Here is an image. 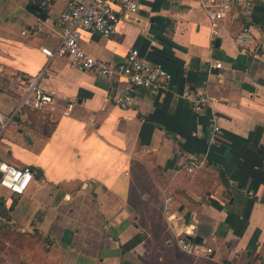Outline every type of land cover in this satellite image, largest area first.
<instances>
[{
    "label": "crops",
    "instance_id": "1",
    "mask_svg": "<svg viewBox=\"0 0 264 264\" xmlns=\"http://www.w3.org/2000/svg\"><path fill=\"white\" fill-rule=\"evenodd\" d=\"M137 1L113 37L81 39L103 62L135 48L171 74L169 90L140 89L121 109L112 98L126 78L43 52L61 41L68 0H0V112L14 115L0 160L34 171L25 195L0 196L1 227L36 242L14 264H264V0L249 21L235 6L218 36L198 0ZM245 26L252 40L240 47ZM18 76L53 102L34 107ZM188 90L210 97L205 112ZM180 237L211 253L187 254Z\"/></svg>",
    "mask_w": 264,
    "mask_h": 264
},
{
    "label": "built area",
    "instance_id": "2",
    "mask_svg": "<svg viewBox=\"0 0 264 264\" xmlns=\"http://www.w3.org/2000/svg\"><path fill=\"white\" fill-rule=\"evenodd\" d=\"M50 1V0H49ZM205 10L212 25V33L218 36L219 24L229 16L235 6L240 8V14L247 21L254 10L253 0H198ZM139 3L137 0H68L65 10L60 15L59 23L62 29L61 41L55 50L43 49L44 54L52 60L67 58L70 64L86 72H92L101 79L111 80L126 78L129 87L125 93L113 96V103L121 109H129L134 105V93L140 89L150 90L153 93L166 92L171 87L172 76L160 64H155L141 55L138 49L132 48L124 60L118 64H109L87 54L81 46L84 32H93L103 38H111L117 34L120 25L125 20L137 14ZM250 28L245 26L237 37L240 47H249L251 44ZM212 67L223 69L222 63L212 64ZM17 83L27 90L26 97L34 95L33 105L42 108L53 102V98L36 88V82L25 80L18 76ZM182 98L189 103L193 112L201 114L210 106L211 99L207 94L185 91ZM26 99V98H25ZM72 106H70L71 108ZM14 115H5L0 112V139L12 124ZM211 145H216L220 139L221 127L213 118ZM194 163L188 171H194ZM34 179V171L29 167L18 168L8 162L0 160V196L4 192L23 196ZM179 248L190 255L210 254L211 250L180 237L177 240Z\"/></svg>",
    "mask_w": 264,
    "mask_h": 264
},
{
    "label": "rangeland",
    "instance_id": "3",
    "mask_svg": "<svg viewBox=\"0 0 264 264\" xmlns=\"http://www.w3.org/2000/svg\"><path fill=\"white\" fill-rule=\"evenodd\" d=\"M35 243V241L30 239L22 238L12 233H7V230L2 228L0 223V264L18 263V257L21 250H27L26 252H28V250L36 246ZM25 257L30 260L28 253ZM34 258H36V255Z\"/></svg>",
    "mask_w": 264,
    "mask_h": 264
},
{
    "label": "water",
    "instance_id": "4",
    "mask_svg": "<svg viewBox=\"0 0 264 264\" xmlns=\"http://www.w3.org/2000/svg\"><path fill=\"white\" fill-rule=\"evenodd\" d=\"M34 8L39 10V8H37L36 6H34ZM185 219H186V223L188 224L189 223V219H190V214H187ZM199 241H201V238L198 237V238L195 239V242H199Z\"/></svg>",
    "mask_w": 264,
    "mask_h": 264
}]
</instances>
